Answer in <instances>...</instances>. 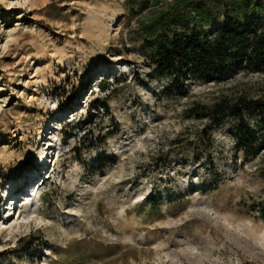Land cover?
Wrapping results in <instances>:
<instances>
[{
  "label": "rangeland",
  "instance_id": "obj_1",
  "mask_svg": "<svg viewBox=\"0 0 264 264\" xmlns=\"http://www.w3.org/2000/svg\"><path fill=\"white\" fill-rule=\"evenodd\" d=\"M153 2L0 0V264H264V149L187 111L264 99V73L167 98Z\"/></svg>",
  "mask_w": 264,
  "mask_h": 264
},
{
  "label": "trees",
  "instance_id": "obj_2",
  "mask_svg": "<svg viewBox=\"0 0 264 264\" xmlns=\"http://www.w3.org/2000/svg\"><path fill=\"white\" fill-rule=\"evenodd\" d=\"M156 0L159 10L140 18L143 47L149 52L151 78H167V98H188L190 84L211 83L242 73H264V0ZM191 14L188 18L185 14ZM188 112L220 123L238 121L237 149L245 156L264 149L263 128H250L248 114L264 125V99L241 95L224 97L211 105L194 103ZM264 216V204L261 208ZM29 241L28 248L34 245Z\"/></svg>",
  "mask_w": 264,
  "mask_h": 264
},
{
  "label": "bare ground",
  "instance_id": "obj_3",
  "mask_svg": "<svg viewBox=\"0 0 264 264\" xmlns=\"http://www.w3.org/2000/svg\"><path fill=\"white\" fill-rule=\"evenodd\" d=\"M48 163L46 162V161H42V165L41 166H39V167H37L38 169H43V168H45L46 167V165H47ZM37 175H33V176H31L28 180H27V182H29V183H31V182H35L37 179ZM12 196L13 195H9L8 197L11 199L12 198ZM19 197V196H18ZM18 197H17V199H18Z\"/></svg>",
  "mask_w": 264,
  "mask_h": 264
}]
</instances>
